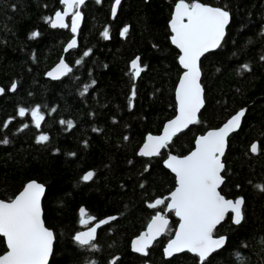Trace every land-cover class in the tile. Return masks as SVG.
Listing matches in <instances>:
<instances>
[{
	"label": "trees",
	"instance_id": "trees-1",
	"mask_svg": "<svg viewBox=\"0 0 264 264\" xmlns=\"http://www.w3.org/2000/svg\"><path fill=\"white\" fill-rule=\"evenodd\" d=\"M60 1L0 0V141H9L0 142V200L13 199L32 180L45 188L42 220L54 233L48 264H200L187 253L163 260L162 248L177 225L171 212L165 214L167 231L145 257L132 254L129 244L151 217L164 213L165 197L175 186L164 158L186 155L195 137L242 109L241 126L227 140L219 192L226 199L243 198L244 218L233 226L225 217L214 236L226 237V244L206 264H238V257L243 264H264V192L257 188L264 185V0H199L227 10L229 24L221 46L199 62L204 101L199 123L152 159L137 151L174 116L180 70L167 23L178 0H122L115 17L114 0H90L81 8L77 47L64 57L71 72L49 81L45 73L71 38L68 28L49 27ZM105 28L108 39L102 36ZM137 57L143 71L133 79L130 64ZM20 108L26 110L23 117ZM36 108L44 117L40 128L31 114ZM41 134L47 142H36ZM89 171L94 176L85 182ZM157 199L165 203L149 208ZM80 208L95 222L116 217L97 229L96 250L73 241L83 229ZM4 251L0 238V254Z\"/></svg>",
	"mask_w": 264,
	"mask_h": 264
},
{
	"label": "snow or ice",
	"instance_id": "snow-or-ice-1",
	"mask_svg": "<svg viewBox=\"0 0 264 264\" xmlns=\"http://www.w3.org/2000/svg\"><path fill=\"white\" fill-rule=\"evenodd\" d=\"M61 2L65 5L63 12L57 11L55 19L48 22L53 28L68 27L64 18L69 15V10H73L71 30L75 33L81 19V12L78 9L85 0H61ZM99 2L100 0H97V3ZM120 3L121 0H115L112 6L113 17L116 16ZM229 19L227 10L203 4L199 0H178L175 4L169 23L172 33L170 39L171 43L180 50L179 63L185 69L175 93L177 115L165 125L162 135L147 137L139 155L149 157L160 155V150L167 147L174 136L187 129L189 125L199 123L197 113L204 103L199 61L205 53L221 46ZM127 32L128 28L125 27L120 35L123 37ZM36 35L38 34H32L33 37ZM102 36L104 39L109 38L107 28ZM75 46L76 40L73 39L68 44V49ZM88 55V52L84 53V56ZM139 61V57L131 61L133 79L139 77L143 71ZM77 63L79 64L80 61ZM244 67L247 69V65ZM71 70L61 61L60 66L55 70L58 74L53 75L50 72L48 75L58 79L59 76L66 75ZM15 88L14 83L11 90ZM2 92L3 89H0V93ZM134 96L135 86L130 97V107ZM25 112L24 108L19 109L21 117L25 115ZM31 114L35 126L40 128L44 117L39 114V108L33 109ZM244 115L245 111L242 109L218 130L209 131L206 135L198 137L195 141V150L189 155L182 158L170 155L165 161L166 167L175 174L176 180L175 190L167 198L170 200L167 208L174 211L180 220L179 227L175 231V238L171 239L164 249L165 256L187 251L197 256L200 264H206L208 257L226 244V237L214 236L215 229L225 216L228 213L233 214V223L237 225L243 220V198H237L235 201L228 200L221 195L218 188L223 183L221 172L225 166L221 157L225 152L226 139L230 133L240 127ZM61 123H66L69 129L73 127L72 121H61ZM4 126L7 127V123ZM93 130L96 131V129ZM48 139L47 135L41 134L36 142L44 143ZM0 142L7 144L9 141L4 139ZM251 151L253 153L258 151L257 144L251 145ZM93 176L94 173L89 171L82 180L90 181ZM257 188L264 192V185H257ZM43 193L44 187L32 181L24 186L13 199L0 200V237L4 238L6 244V251L0 254V264H48L53 250L54 233L45 226L41 218L40 200ZM164 203V200L157 199L154 203L148 204V207L156 208ZM80 217L81 225H86L95 219L88 215L84 208L80 209ZM109 219L115 220L116 217ZM108 222V220L99 221L95 227L78 232L74 237L75 242L80 246H89L96 250V245L93 243L96 239V230L100 225ZM167 229L168 220L158 212L148 225V230L133 241V251L147 255L146 249ZM238 264H243V258L238 257Z\"/></svg>",
	"mask_w": 264,
	"mask_h": 264
},
{
	"label": "water",
	"instance_id": "water-1",
	"mask_svg": "<svg viewBox=\"0 0 264 264\" xmlns=\"http://www.w3.org/2000/svg\"><path fill=\"white\" fill-rule=\"evenodd\" d=\"M88 1H89V0H85V3H84L82 6H84ZM114 2H115V0L113 1L112 5H111V11H110V12H111V13H110L111 17H113V16H112V6H113ZM121 2H122V0H121ZM177 2H178V1H177ZM177 2L174 3V5H173V7H172V9H171L170 18H169V21H168V23H167V27H168V31H169V33H170V37H171L172 33H171V29H170L169 23H170V20H171L172 14H173L174 9H175V4H176ZM60 4H61V12H63V10H64V8H65V5L62 4L61 1H60ZM82 6H81V7H82ZM81 7L78 9L79 11H80ZM117 8H118V7H117ZM72 11H73V10H69V15L66 16V17L64 18V22H65V23H66V21L68 20V21H67V25H68V27H65V28H68V31H69V34H70L71 38H70V40H69V41L63 46V48H62V54H61V56H60L58 62H57L52 68H50V69L45 73V78H46L47 80H49V81H59V80H61V79L65 76V75H62V76H59L58 79H54L52 76H49L48 74L51 72V73H53V75H57L58 73H56L55 70L58 68V66H60L61 61H63V63L66 64V62H65V60H64L65 55L68 54L70 51L76 49V47H77V33H78V30H79V28H80V26H81V23H82V15H81V19H80V21H79V25H78L77 31H76L75 33H73L72 30H71V25H72L71 12H72ZM55 13H56V12H55ZM55 13L51 16L50 20H51V19H55ZM227 26H228V25H227ZM227 26H226V27H227ZM49 27L52 28V29H59V30H61V29H65V28H60V27L53 28V27L51 26L50 23H49ZM225 30H226V29H225ZM170 37H169V43H170V45H171V46L177 51V53H178L177 64H178V68H179V70H180V75H179V77H178V79H177V82H176V84H175L174 91H173V99H174L175 111H174V116H173L170 120L166 121V122L163 124V126H162V128H161L159 134H158V135H154V136H160V135H162V134H163V131H164V128H165V125L168 124L169 121L173 120V119L176 117V115H177V110H176V109H177V104H176V95H175V93H176V88H177V86H178V84H179L180 78H181L183 72L185 71V69H183L182 66H181L180 63H179V56L181 55L180 50H179L174 44L171 43V39H170ZM73 39L76 40V46L73 47V48H71V49H68V44H69ZM221 42H222V41H221ZM66 49H67V51H66ZM217 49H218V48H216V49H212V50H210L209 52L205 53V55H206V54H209V53H212V52H214V51L217 50ZM205 55H204V56H205ZM202 57H203V56H202ZM202 57L200 58V60L202 59ZM135 59H136V58H135ZM199 62H200V61H199ZM66 65H67V64H66ZM130 70H131V64H130ZM131 72H132V70H131ZM200 77H201V74H200ZM0 89H1V88H0ZM12 91H13V90H11V88H10V89H9V92H12ZM1 94H2V93H0V96H1ZM202 108H203V107H202ZM202 108L200 109V111L202 110ZM243 110L245 111V109H243ZM200 111L197 113V118H198V115H199ZM239 111H240V110H239ZM239 111H237V112H239ZM237 112H236V113H237ZM236 113H234L233 115H235ZM233 115H232V116H233ZM232 116H230V117H229V118H228V119H227V120H226L221 126H219L218 128L208 130V131L204 132L202 135H206L207 132H209V131L218 130V129H219L220 127H222V126H223V125H224V124H225V123H226V122H227ZM242 118H243V117H242ZM241 122H242V119H241ZM193 125H195V124L189 125L188 128L192 127ZM240 126H241V124H240ZM188 128H187V129H188ZM239 128H240V127H239ZM239 128H238L236 131H234V132H232V133L229 134V136H228L227 139H226V146H227V140H228V138H229L231 135L235 134V133L239 130ZM187 129H184L183 131L179 132L177 135H179L180 133L184 132V131L187 130ZM177 135H176V136H177ZM202 135H199V136L195 137V139H194V141H193V148H192V150H191L189 153H187L186 155H184V156L189 155L192 151L195 150V147H196L195 141H196V139H197L198 137H200V136H202ZM148 136H149V135H147V136L144 138L143 143H142L141 146L139 147V149H138V151H137V156H138V157L145 158V159H152V158H155V157L158 156V155H156V156H150V157H149V156H141V155H139V152H140L141 148L143 147L144 143L146 142V139H147ZM174 137H175V136H174ZM174 137H173V138H174ZM173 138H172V139H173ZM253 144H254V143H253ZM226 146H225V151H226ZM163 149H164V148H162V149L160 150V152H161ZM250 152H251L252 154H254V153L251 151V147H250ZM224 154H225V152H224ZM170 155H171V156H175V155H172V154H168V155L164 158V160H163V162H162V166H163V168H164V169H165V170H166V171H167V172H168V173L174 178V184H175V186H174V188H173V190H172V191H174V190H175V187H176L175 174L171 171V169L167 168L166 165H165V161L168 159V157H169ZM184 156H180V157L182 158V157H184ZM223 156H224V155H223ZM223 156L221 157V160L223 159ZM177 157H179V156H177ZM221 173H222V172H221ZM32 181H33V180H32ZM32 181H29V182H32ZM29 182H27L24 186H26ZM35 182H36V181H35ZM221 185H222V184H221ZM221 185H220V187H221ZM24 186L22 187V189H21L20 191L23 190ZM220 187L218 188V191H219ZM20 191H19V192H20ZM172 191H171V192H172ZM19 192H18L16 195H18ZM171 192H170V193H171ZM44 193H45V188H44ZM44 193H43V195L41 196L40 205H41V203H42V199H43ZM170 193L165 197V201H166V204H165V211H164V213H163L162 215L165 216L166 213L171 212V213L173 214V217L177 220V225H176V227H175V229H174V232H173L171 238H170V239L164 244V246H163V248H162L161 253H162L163 260L168 261V260H170L171 258H174V257H176V256H179L180 254L187 253L188 255L197 258V260H198V262H199V259H198L197 256H195L193 253H190V252H187V251H185V252H181V253H173V255H171V256H165L164 249L167 247L168 242H169L171 239H174V238H175V231H176V229L179 227V223H180L179 217H177V216L175 215V212L172 211V210H169V209L167 208V204L170 203V200L167 199V198L170 196ZM16 195H15V196H16ZM15 196H14V197H15ZM228 200H231V199H228ZM235 200H236V199H235ZM235 200H233V201H235ZM80 209H81V208H80ZM80 209H79L78 212H79V218L81 219V217H80ZM160 214H161V213H160ZM155 215H156V214H155ZM155 215H154V216H155ZM232 215H233V214L228 213L226 216H229V218H230V223H231L233 226H237V224H234V223H233ZM154 216H153V217H154ZM226 216H225V217H226ZM153 217L150 218V220L148 221V223H147V225L145 226L144 230H143L139 235H137L135 238H133V239L130 241V244H129V250H130V252H131L132 254H135V255H138V256H141V257H145V256H146V255H143V254H141V253H139V252H135V251H133V241L136 240L139 236H141V234L145 233V232L148 230V225L151 223ZM41 218H42V209H41ZM165 218H166V217H165ZM166 219L168 220V218H166ZM103 220H108V221H110L109 218H106V219H103ZM103 220H100V221H103ZM223 221H224V220H223ZM223 221L221 222V224L223 223ZM97 223H99V221H98V222H95L94 220L90 221L88 224H92V225H91L89 228H91V227H95ZM88 224H86V225H88ZM221 224H219V225L217 226V228H218ZM102 225H104V224H102ZM102 225H100V227H101ZM80 226H84V225H81V223H80ZM100 227H98L97 229H99ZM89 228L84 229V230H81V231H79V232L87 231ZM217 228H216V229H217ZM216 229H215V230H216ZM96 231H97V230H96ZM77 233H78V232H77ZM77 233H76V234H77ZM76 234H75V235H76ZM163 234H164V233H163ZM163 234H162V235H163ZM75 235L73 236V241H74V242H75V240H74ZM162 235L158 236V237L152 242V244L149 246V248L146 249V251L149 250V249L152 247V245H153L156 241H158V240L160 239V237H161ZM215 237H219V236H215ZM0 238H2L3 243H4V238H3V237H0ZM53 242H54V241H53ZM75 243H76V242H75ZM76 244H77V243H76ZM4 247H5V251H6V244H5V243H4ZM223 247H224V246H223ZM223 247H222V248H223ZM222 248H221V249H222ZM221 249H219V250H221ZM219 250H217V251H219ZM217 251H216V252H217ZM214 253H215V252H214ZM51 254H52V253H51ZM51 254H50V256H49V260H50ZM212 254H213V253H212ZM212 254H211V255H212ZM211 255H210V256H211ZM49 260H48V262H49ZM145 264H149V263H145Z\"/></svg>",
	"mask_w": 264,
	"mask_h": 264
},
{
	"label": "flooded vegetation",
	"instance_id": "flooded-vegetation-1",
	"mask_svg": "<svg viewBox=\"0 0 264 264\" xmlns=\"http://www.w3.org/2000/svg\"><path fill=\"white\" fill-rule=\"evenodd\" d=\"M89 1H90V0H89ZM89 1H88V2H89ZM100 1H102V0H100ZM88 2H87V3H88ZM87 3H86V4H87ZM82 7H83V6H82ZM82 7H81V8H82ZM60 11H61V10H60ZM80 12H81V9H80ZM81 15H82V14H81ZM67 21H68V20H67ZM67 21H66V24H67ZM164 211H165V210H164ZM159 213H160V212H159ZM156 214H157V213H156ZM161 214H163V213H161ZM91 225H92V224H88V225L81 226V227H83L82 230L89 228Z\"/></svg>",
	"mask_w": 264,
	"mask_h": 264
}]
</instances>
